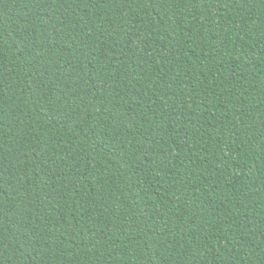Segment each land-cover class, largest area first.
<instances>
[{
    "label": "trees",
    "instance_id": "16d2710c",
    "mask_svg": "<svg viewBox=\"0 0 264 264\" xmlns=\"http://www.w3.org/2000/svg\"><path fill=\"white\" fill-rule=\"evenodd\" d=\"M0 264H264V0H0Z\"/></svg>",
    "mask_w": 264,
    "mask_h": 264
}]
</instances>
